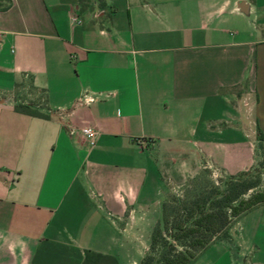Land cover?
Instances as JSON below:
<instances>
[{
  "label": "crops",
  "instance_id": "0c3cea01",
  "mask_svg": "<svg viewBox=\"0 0 264 264\" xmlns=\"http://www.w3.org/2000/svg\"><path fill=\"white\" fill-rule=\"evenodd\" d=\"M10 1L0 12V264H139L166 181L211 167L264 181L252 174L264 142V0ZM23 78L42 117L14 109ZM86 95L94 102L79 105ZM84 126L99 132L94 143ZM259 186L229 239L192 264H264Z\"/></svg>",
  "mask_w": 264,
  "mask_h": 264
},
{
  "label": "trees",
  "instance_id": "16d2710c",
  "mask_svg": "<svg viewBox=\"0 0 264 264\" xmlns=\"http://www.w3.org/2000/svg\"><path fill=\"white\" fill-rule=\"evenodd\" d=\"M10 6V0H0V12ZM14 109L43 116L27 104L14 105ZM242 176L227 177L220 185L207 184L193 194L186 192L183 198H165L160 220L139 264H192L212 243L227 241L232 218L238 214L243 197L259 186L258 177Z\"/></svg>",
  "mask_w": 264,
  "mask_h": 264
},
{
  "label": "rangeland",
  "instance_id": "374dc122",
  "mask_svg": "<svg viewBox=\"0 0 264 264\" xmlns=\"http://www.w3.org/2000/svg\"><path fill=\"white\" fill-rule=\"evenodd\" d=\"M4 77V76H2ZM7 77V76H6ZM5 78V77H4ZM3 78V79H4ZM2 82H9V78H5ZM15 105L27 104L33 109L43 108V101L39 95H37L32 87L31 80L29 78H23L21 82L17 83L14 87L13 93H11L10 97ZM35 106V107H34ZM256 164L252 169V174L260 175L261 181L264 179V142L258 141L256 147ZM224 175H221L217 169L213 167L202 170L199 174L195 175L192 178L186 179L180 183H172L170 181L165 182V192L163 194V199L161 200V204L165 198L170 197L171 195L183 198L186 192L193 194L198 191L199 188L207 185V184H215L220 185L221 181L224 180ZM260 189L264 188V181L261 182L259 186ZM160 220V212L156 217V221ZM144 231L141 232L144 235V239L141 238L138 243L140 245L138 248H135V251H142L145 253L148 249V240L147 236L150 234V228L152 225L144 226ZM144 245V246H143ZM137 253V252H136Z\"/></svg>",
  "mask_w": 264,
  "mask_h": 264
},
{
  "label": "built area",
  "instance_id": "2783aa9c",
  "mask_svg": "<svg viewBox=\"0 0 264 264\" xmlns=\"http://www.w3.org/2000/svg\"><path fill=\"white\" fill-rule=\"evenodd\" d=\"M72 22L73 23H76V24H80V21L77 20L76 18H73L72 19ZM94 102V99L93 97L91 96H82L80 99H79V105H90ZM80 133L90 142V143H94L97 136L99 135V132L97 131V129H95L94 127H91V126H84L80 129Z\"/></svg>",
  "mask_w": 264,
  "mask_h": 264
},
{
  "label": "water",
  "instance_id": "95a60500",
  "mask_svg": "<svg viewBox=\"0 0 264 264\" xmlns=\"http://www.w3.org/2000/svg\"><path fill=\"white\" fill-rule=\"evenodd\" d=\"M241 7V6H240ZM242 10V9H241ZM242 11H244V10H242Z\"/></svg>",
  "mask_w": 264,
  "mask_h": 264
}]
</instances>
